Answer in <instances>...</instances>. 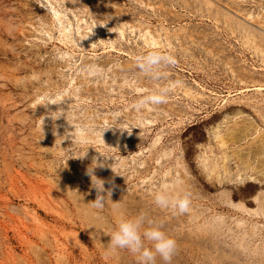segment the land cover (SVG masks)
Listing matches in <instances>:
<instances>
[{
	"label": "rangeland",
	"instance_id": "obj_1",
	"mask_svg": "<svg viewBox=\"0 0 264 264\" xmlns=\"http://www.w3.org/2000/svg\"><path fill=\"white\" fill-rule=\"evenodd\" d=\"M211 1L0 0V264H264V0Z\"/></svg>",
	"mask_w": 264,
	"mask_h": 264
},
{
	"label": "bare ground",
	"instance_id": "obj_2",
	"mask_svg": "<svg viewBox=\"0 0 264 264\" xmlns=\"http://www.w3.org/2000/svg\"><path fill=\"white\" fill-rule=\"evenodd\" d=\"M49 1V0H48ZM200 3H212L211 0H198ZM227 1V0H226ZM256 1V0H255ZM47 2V0H46ZM198 2V4H199ZM50 3V2H49ZM226 4V2H224ZM231 3V2H229ZM235 3V2H234ZM233 3V4H234ZM245 3V2H244ZM248 3V2H247ZM218 4V3H217ZM224 4V5H225ZM220 5V4H219ZM223 5V4H222ZM228 5V4H227ZM230 5V4H229ZM228 5V7H229ZM250 5V4H249ZM262 5V4H261ZM48 10H50L52 16H53V20L51 21L52 23V27H57L58 30L60 31V37H58L61 41H65V42H75L74 38L71 37V35L69 34V31H70V21L68 19V23L65 24L64 23V20L62 19V14H61V11L58 9V7L56 8L55 5L53 6L52 5V2L48 5ZM198 6H201V5H198ZM205 6V4H204ZM216 6V5H215ZM214 6V7H215ZM232 6V5H231ZM219 7V6H218ZM234 7V8H233ZM257 7V6H255ZM208 8V7H207ZM217 8V7H215ZM223 8V7H222ZM221 6H220V9H222ZM247 8V7H246ZM251 8V7H250ZM249 8V9H250ZM253 8V7H252ZM206 9V8H205ZM209 9V8H208ZM211 9V8H210ZM259 9V8H258ZM215 10V9H214ZM217 10V9H216ZM224 10V13L225 16L228 18V20H226L227 22H231L234 26L233 27H236V29H238L240 31V33L246 38L248 39L249 41L251 39L255 40V38H259L260 40L264 41V19L262 18L263 15L261 16L260 13L258 16L256 15H252V13L250 12V10H246L244 8H242L241 6L238 5V3H236L235 6H232V10L231 12H229L228 10L226 11L225 9H222V11ZM252 10V9H251ZM209 10H207L208 12ZM219 11V9H218ZM218 11H217V16H218ZM262 11H264V9H262ZM261 12V11H259ZM216 13V11H215ZM214 13V14H215ZM257 13V12H256ZM255 13V14H256ZM220 14V13H219ZM212 16V15H210ZM214 16V15H213ZM216 16V14H215ZM219 17V16H218ZM224 18V16H223ZM226 19V18H225ZM4 21V20H2ZM56 21V22H54ZM225 22V21H224ZM229 22V24H230ZM1 23V22H0ZM223 23V22H222ZM228 24V25H229ZM225 25V24H224ZM231 25V24H230ZM47 29V28H46ZM232 30H235L234 28ZM231 30V31H232ZM230 31V32H231ZM44 32H48L47 34H49V30H44ZM233 32V31H232ZM235 32V31H234ZM233 32V33H234ZM143 34V33H142ZM50 36V34L48 35ZM91 35L89 34H81L80 37H83V39H85L84 41L82 40V42H85L86 40H90L91 42H93L91 39L92 37H90ZM241 36H239L240 38ZM243 37V38H244ZM50 38V37H49ZM244 38V39H245ZM43 39V38H42ZM245 41V40H243ZM247 42V40H246ZM245 42V43H246ZM252 42V40H251ZM248 43V42H247ZM93 45V44H92ZM250 45H252L250 43ZM254 45V44H253ZM252 45V46H253ZM256 46H259L260 48H262V46H260V44H257V45H254L253 47H255L256 49H258ZM264 50V49H263ZM65 51V50H64ZM62 52V51H61ZM59 52V53H61ZM63 55L62 56H69L70 54L68 52H64L62 53ZM39 96V95H38ZM39 98V97H38ZM53 98V97H52ZM48 100V99H47ZM79 134V133H78ZM82 138H85L84 135H81ZM88 138V137H87ZM124 158V157H123Z\"/></svg>",
	"mask_w": 264,
	"mask_h": 264
}]
</instances>
